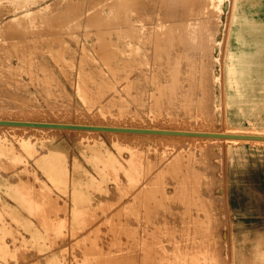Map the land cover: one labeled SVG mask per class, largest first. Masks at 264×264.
<instances>
[{
    "label": "rangeland",
    "instance_id": "1",
    "mask_svg": "<svg viewBox=\"0 0 264 264\" xmlns=\"http://www.w3.org/2000/svg\"><path fill=\"white\" fill-rule=\"evenodd\" d=\"M111 1L112 0H107V1L100 0L98 2V0H93V1L91 0L88 2V0H77V1L74 0L73 3L72 0H60V1L59 0L58 1L0 0V45H3L0 46L1 47L0 58L3 57L1 59H4L2 61L0 59V63L3 61L6 62V63H1L2 65L5 64V66L0 65V67L1 66L3 67L0 68V72L2 71L0 73L1 74L0 80L1 81L3 80L2 83L0 82L1 84L0 89L2 88L3 90V88L6 86H7L6 87L7 90L11 89L10 90L11 92L10 91L6 92L5 90H3L4 93L1 92L2 90H0V93H2L0 94L1 102L5 103L7 107L6 108L5 105L0 102V106H1L0 110L2 108V110L0 111L1 120L14 119L13 121L27 120L28 122L41 121L44 123L62 122L61 124L80 123V125H86V126L98 125L103 127L105 125H106L105 127H107L108 125L112 127H118L120 125L119 127L121 128H125V127L138 128V129L155 128L157 130H162V129L173 130V131L182 130V131H190V132H198V133L204 131L205 132L207 131L208 133H219L230 130L231 132L245 134V135L259 134L261 136H264V0H210V1L199 0L200 2L198 0H196V2L194 0H171V1L170 0L169 1L140 0L141 2L136 0H132V2H129L131 0H126V1L113 0L112 2ZM117 1H119V3L116 4ZM76 2L77 4H75ZM94 2H98L100 4ZM101 2L104 3L105 5L102 4ZM133 2L139 4L137 6H134L135 4ZM193 2L195 3L193 4ZM110 3L113 5H111ZM179 3H181L182 6ZM189 3H192L193 8L191 7L192 5ZM85 4L87 5L85 6ZM90 4L91 7L92 4H96L98 6L93 5L95 8L98 7L97 9H99L101 7L103 10L95 9V11H93L94 7L91 8L90 6H88ZM143 4L145 8L144 7L142 8ZM76 5H79V7ZM99 5L101 6L99 7ZM131 5L133 6V9H135V11L138 9L139 10L136 11V13H133L134 11L132 12L133 9ZM107 6L110 8L107 9ZM115 6L116 8H114ZM196 6L201 9L198 10ZM121 7H124L125 10L128 9L129 11L125 12L124 9L122 8L123 9L122 12ZM111 8L114 12V14L112 12L113 15L111 14L112 11L110 10ZM28 9L29 10L36 9V10L31 11V13L28 16L14 18L10 21L13 15H16L19 12ZM70 9L74 12H72ZM114 9H117L118 11ZM142 9L143 10L146 9V10L143 11ZM69 10L70 13L67 14V11ZM119 10L121 11L120 14H119ZM169 10L174 12H170ZM80 11H82V13ZM181 11L184 13L183 15ZM71 12L73 15H71ZM93 12L96 14H93ZM124 12L125 14L126 13L129 14V16L127 15L126 17H124L125 16ZM137 12H139V14ZM209 12H212L213 15ZM75 13L76 15L78 14L77 17L76 15L74 16ZM80 13L82 15H79ZM100 13L102 17L101 16L99 17ZM194 13L197 14L195 15ZM88 14L90 15V17L87 16ZM134 14H138L141 17H139L138 15L136 16ZM62 15L66 17H63ZM120 15L123 16V18H125L126 20L122 18L123 19L122 21V19L119 18ZM55 16L56 17L58 16V18H56ZM61 16L63 19H61ZM73 16L76 17V19H74ZM97 16L98 18H95ZM106 17H108L109 19ZM115 17L118 19L116 20ZM234 17L236 18L235 21H234ZM66 18H70V19L65 20ZM111 18H113L114 21L111 20ZM58 19L59 20L61 19L64 22L65 21L68 22L69 20V24L71 25L67 24L68 25L67 26L65 25L66 22L64 24L63 21L61 22V20L59 21ZM56 20L59 21V25H57L58 22ZM139 20H142L141 22L142 25L139 24L140 22ZM79 21L82 23H79ZM98 21H100L101 23ZM119 21H121L122 23ZM126 21L131 22L132 28L130 27L131 25L129 24V22H127L128 24H126ZM51 22H52V26L50 24ZM55 22H57L56 23L57 27H55L54 24ZM135 22H137L138 24ZM34 23L41 26L39 27ZM76 23H78L79 25H77ZM118 23L120 24L118 25ZM182 23H184V25ZM195 23L197 26L195 25ZM26 24L28 27H31V25L33 24L30 30L28 27H27L28 30L26 29L25 27ZM123 24L125 25L124 27ZM74 25L75 27H73ZM189 25L191 26L189 27ZM23 26L26 29L27 34L26 32H24V29L22 31ZM87 26H89L90 28L89 27L87 28ZM42 27L44 28L43 32H42ZM46 27H48L47 31H46ZM108 27L111 28L109 29ZM129 27L131 30L129 29ZM174 27L176 29H174ZM35 28H37V31H35L36 30ZM51 28L54 29L55 32L57 31L56 29H59L56 32L57 34L54 33V31L51 30ZM96 28L97 30L98 29L99 30L97 31ZM183 28H187V29L184 30ZM31 29L32 32L33 31L34 33L36 32L37 37L35 36V34L31 33ZM144 30L147 31L144 32ZM226 30H228L227 31L228 34H226ZM104 31L107 32L104 34ZM116 31L117 32L121 31V33L123 31L124 32L122 33L123 35L120 33V36H118L119 33H117ZM46 32L47 34H49V32L53 34L50 33L49 35H47ZM30 33L33 34L34 36L31 37L32 35L30 36ZM146 33H148V35ZM154 33L156 36L153 35ZM202 33L203 35L204 34L205 35L203 36ZM132 34H134V36ZM149 34H151V36ZM171 34L174 36L172 37ZM69 35H70V39H69ZM108 35L112 37L109 38ZM124 35L126 36V40L124 38L125 37ZM175 35L178 36L176 37ZM59 36H61L63 42L61 41ZM129 36H131L132 38H129ZM149 36L151 37L152 40L150 39ZM169 36L172 38H170ZM183 36L184 37L186 36L187 38L186 37L184 38ZM45 37L47 40V42L45 41V43H48L49 45L48 47L49 49H51V51H49L46 48L47 45H45L43 41ZM139 37H142V39ZM14 38L16 42L18 41V43L14 41ZM103 38L105 41L103 40ZM128 38L131 40V41L129 40L131 44L129 41H127ZM154 38L155 40H153ZM223 38L224 40L227 41L226 42L223 41ZM39 39L41 42L38 41ZM48 39L52 40V44L50 43L51 41H48ZM66 39L69 40L66 41ZM107 39H108V44L106 41ZM136 39L138 40V42ZM139 39H140V43H139ZM31 40L33 43L38 42L37 43L38 45L35 43L31 44L32 43ZM53 40L57 41L58 43L61 42V44H57L54 41V43L57 44L55 45L53 43ZM134 40H136V42ZM168 40L170 41L172 40L173 43L172 41L168 42ZM28 41L30 42L28 43ZM11 42L12 43L14 42V45L16 47ZM21 42L28 45V46L25 45L26 47L30 46L31 49L28 48L27 50L24 44L23 46L22 44H20ZM41 43L42 45H40ZM9 44L11 48L17 50L20 47L19 49L20 51H22L21 48H23L24 53L23 51L20 52L19 50L18 51L16 50V52L12 50V52H10L9 50H11V48L9 47ZM137 44L139 46H137ZM152 44L156 46L154 47V45ZM168 44H170V46ZM180 44L182 46H179ZM39 45L42 47L41 49L38 48L40 47ZM58 46L61 49H59ZM103 46L106 48L104 49ZM176 46L179 47H177V49L175 50ZM32 47H34L36 51H33L34 49ZM90 47L93 49L91 50ZM166 47L168 50L166 49ZM5 48L8 49L5 50ZM37 48L39 49V53H37L38 52ZM44 48H46V51ZM107 48L108 50L110 49L109 52L111 51L113 53L111 52L109 53ZM186 48H188L189 50L188 49L186 50ZM31 50L33 51V53L35 52L37 53L36 56L35 54L32 55L33 53H30ZM47 50L50 52L49 54L51 56L48 53L46 54V52H48ZM52 50L53 52L54 51L55 52L51 54ZM94 50L97 51V54L94 52ZM6 51H8L7 54L10 53L12 54L6 55ZM101 51L103 54L105 52L108 53H105L104 56L103 54H101ZM3 52H5V55ZM13 52L15 53V55L13 54ZM18 52H20L21 54ZM82 52L85 54L86 52L89 53V54L87 53L88 55L86 54L87 58H85V54L82 55ZM92 52L95 54H93ZM173 52H175V54L177 52V55L180 54L181 56L180 55L179 56L181 58H179ZM55 53H57L59 56L56 55ZM22 54H25V56ZM38 54L41 55L39 56ZM61 54H63V57L65 58L64 60ZM172 54L174 57L172 56ZM31 55L33 56V59L31 58L32 57ZM107 55L108 56L110 55L112 58L110 56L108 57ZM22 56L26 59L30 57L28 59L29 61L24 58H21ZM82 56H84L85 58L83 60L87 59L88 61V58H90V61H88V63L86 61H82L83 58ZM158 56L160 58H158ZM57 57H59L60 59L59 58L57 59ZM68 57L70 59L72 58L71 62L68 61L69 60ZM99 57L101 59L102 57L104 58L101 60ZM105 57L106 59H108L107 61H105L107 65L103 64ZM8 58L10 61L6 60ZM116 58L119 60H117ZM120 58L122 62H118L121 61ZM124 58L126 59L125 61ZM186 58H188L189 60ZM79 59H81V61ZM32 60L34 64L30 63V61L32 62ZM34 60H36L37 62ZM66 60L68 63L66 62ZM91 60H93L94 62L92 63ZM114 60L116 65L113 64ZM143 60L146 62H144ZM18 61L19 62L21 61L22 63H24V65H22L21 62L19 63ZM52 61L53 62L55 61L54 64ZM63 61H65L66 63ZM108 61H109V67L107 63ZM126 61L127 62L129 61V64ZM7 62H9V64ZM72 62L75 63H73L72 65ZM89 62L95 65L97 64L98 66L97 65L94 66L90 64L92 66L90 67V65H88ZM99 62L101 63L103 62L102 64L105 65L106 68L102 67L103 65L101 66V63ZM85 63L86 66L84 65ZM133 63H135V65ZM139 63L141 66L139 65ZM159 63L160 66L158 65ZM56 64H59L58 68ZM122 64H126V65H123V67L121 68ZM205 64H206V68H205ZM16 65L18 67H16ZM68 65L69 68H67ZM87 66L89 67L90 72H92L91 75L95 73L93 74L94 76H90V73L88 72L89 70L86 69L88 68ZM99 66L100 68L102 67V72L100 68H98ZM203 66L204 68H202ZM5 67L7 71L4 70ZM126 67H128L127 70L129 69L127 72L125 71ZM129 67L133 68L132 71L130 70ZM139 67H144V68L139 69ZM160 67H161V71L159 69ZM170 67L171 68L174 67L172 69L173 70L176 69V70L173 71L170 69ZM187 67L188 68L190 67L189 69L193 68V71L189 70ZM19 68L22 69L21 72L19 71ZM81 68L83 69L82 70L83 73H79L81 72L79 71L81 70ZM107 68L110 69L109 71L114 70V72L111 73H113V75L115 74L117 75L113 76L112 74L110 75V73H108L109 75L106 74L108 71ZM184 68L185 70H183ZM186 68L188 71H186ZM9 69L10 71H8ZM96 69H99L100 72L97 71ZM162 69L165 71H163ZM3 70H4V76H2ZM15 70L18 71L16 72ZM27 70H29L30 72H28ZM241 70L242 72L241 74H239ZM22 71L25 73L27 72L31 73L33 71L32 72L33 74L32 73L31 75L28 73L24 74ZM85 71L89 75L87 74L83 75ZM155 71L160 72V74H158ZM8 72H10L11 74ZM97 72L98 74L103 73V75L98 76V74H96ZM187 72H189L190 74L189 73L187 74ZM5 73L6 75L7 74L8 75L6 76ZM178 73L181 74V77L180 74ZM120 74L122 76H119ZM130 74L132 76H130ZM143 74L144 75L146 74L145 75L146 78H144ZM15 75L17 78L15 77ZM175 75H179L178 79L177 76ZM191 75L192 77L190 78L187 77ZM83 76L84 79H86L87 77L86 80L89 79L88 81H90V77H91L92 82H93L92 80L93 77H94L93 78L94 81L95 79L96 80L101 79L102 81L97 80L96 82H98L99 85L102 84L103 86L99 87L97 86L98 84L96 82L92 83L91 81L90 82L87 81L88 82L87 83L85 82V80H81ZM88 76L90 77L88 78ZM149 76L150 77L152 76V78H150ZM158 76H160V79L158 78ZM168 76L173 78L169 79ZM185 76L187 77L186 81L185 78H183ZM8 77L10 78L12 77V78L10 79ZM76 77L77 78L80 77V78L77 79ZM105 77L107 78L109 77L110 79L109 78L106 79ZM233 77L234 80L238 79L239 81V85L237 88H232L230 85L229 79H232ZM111 78L114 79L111 80ZM130 78L132 81L130 80ZM162 79H164V81ZM173 79L174 80L177 79V81L175 80L176 81L175 82ZM9 80H11V82ZM29 80L31 83L29 82ZM36 80L40 83L42 82L41 85L38 83L36 84L35 83ZM121 80L124 83L123 82L121 83ZM8 81L11 84L14 81L15 83H13V85L11 86V84ZM143 81L145 85H143ZM170 81L171 82L174 81V82L171 83ZM118 82H120L121 84ZM79 83L81 84L79 85ZM125 83H127L128 86H126ZM177 83H179L181 88H178L179 86ZM5 84L7 85L5 86ZM93 85L95 86L96 90L98 89L97 93L96 91L92 90V88L94 89ZM104 85L105 88L107 85L109 92L107 91V88L106 89L103 88ZM111 87L113 88L111 89ZM121 87L123 89H121ZM127 87H129V89L131 90L129 91V89H126L127 91L126 93L124 89ZM34 88H36V90ZM86 88L87 91L89 92L88 94L87 91L85 92ZM37 89L40 91H38ZM99 89L102 90L104 94ZM119 89H121L124 92L120 91ZM112 90H114V92L117 93L115 94L114 92L110 93V91ZM133 90L135 91L132 93ZM5 92L8 95H6ZM100 92H102L103 95L100 94ZM190 93L192 96L190 95ZM81 94L86 95V97L84 96L85 98H83L82 100H81L82 97ZM9 95H11V97ZM91 96L94 99H92ZM9 97L12 98V100H10ZM6 99H8L9 101H7ZM85 99L87 100L88 104H85L86 102ZM221 99L223 100V102ZM121 104L124 105L121 106ZM11 105L13 108L11 107ZM15 105L19 106L20 110L18 109L17 106L16 109ZM106 105L108 106L106 107ZM97 106L99 107L97 108ZM21 108L23 109L25 108V109L23 110ZM117 109L118 110L120 109L122 112L120 110L117 111ZM27 112H29L30 114ZM179 138H181V140ZM179 138L174 136L168 137L165 135L156 136V135H147V134L140 135V134H131V133L118 134L112 132L103 133V132H93V131L88 133V132L75 131V130H70V131L56 130V129L43 130L36 128L8 129L5 127H0V208L3 210L0 211L1 213L0 221L1 223H4V225L0 224L1 233H2V229L5 230L4 231L5 233L3 232L4 235L0 233L1 236L3 235L0 238L3 239L1 240L4 243L3 246L1 244L2 242L0 241L1 242L0 244L2 246V247L0 246V251L2 252L3 250H5L3 251L4 253L2 254L3 257L0 253L1 255L0 264H10V263L15 264L16 262L17 263L19 262L18 264H24L26 261L30 263L31 260L34 261L31 262V264H35V263L36 264H75L74 263L75 260H78L79 263H83L85 261V260L83 261V259L86 258H87L86 260H88L89 258L95 259V257L98 255L101 256L104 255L105 257H107V259H109L106 261V264H116V263L118 264H163V263L182 264L183 263L184 264L186 260L187 263L185 264H188L190 259L189 257H191L190 260L192 259L194 260L193 262L192 261L189 262V264L195 263L196 259L199 260V261L196 260V263L198 264H264V206L262 199L258 198L262 194L257 188L250 186V183L252 184V181L256 179L253 176L254 172H256L258 168L264 167V143L261 142L250 143L249 141H240L236 144H233L228 142H222L219 140L210 141L203 138L202 139L201 138L190 139L189 137H179ZM182 149L184 151L179 153L181 154L180 155L181 157L180 158L178 157V159L175 158L176 160L172 161L173 168L177 169L178 166L180 167L182 176L180 177L177 171L176 173H174V175L177 176V178H173L168 175H164L163 177H159V176L157 177L156 182L158 183L159 186L163 187V191H166L167 193L166 196H171L174 198L175 197L182 198L181 200L179 199L180 201H177L176 203L170 205L171 208L170 209L168 208V211H165L166 213L164 212L162 214L163 216L161 215L162 217L161 216L159 217V220L161 221V222L159 221V223L162 224L157 223L158 225L155 226V230L152 227L150 228V230L148 229L146 230V233H144V231H142L141 229L142 227L138 228V226H136V224L133 223L134 226L129 228L128 231L124 233L125 230H122L118 226L116 227V225H114L113 222L110 225L109 224L106 225L104 223L101 217H104L106 211L105 209L107 208V205H109L110 202L114 203L116 199L121 198L120 200L118 199L117 203L119 202L125 203L128 197L126 198L124 194H126L127 192L149 190L152 187V183L146 182L145 179H147L149 176L154 175L159 169L163 167L164 165L163 160L166 161L170 158L168 160L169 162L174 157H176V155L173 154V152L181 151ZM186 150L190 151V153H187ZM53 152L58 154L60 159L63 161L64 164L63 166L67 168V181L65 184L66 186L63 185L55 186L54 183L52 185L50 178L49 177L46 178V173H45L46 167H43L37 163L38 158L39 159L48 158L50 155H52ZM76 169H78V172L82 175L83 182L87 183V186L83 193L84 194L87 193L89 195L90 204L88 205L89 207L88 213L90 216V220H92L93 217H95V221L96 223H98V225L94 226L93 228L86 227L85 229L86 230L88 229L89 230L88 232L90 233L94 232L95 230L96 234L98 230L102 231L100 235H98V237L92 238L95 240L94 242L91 243L92 245L94 243L93 245L94 247H92L91 244L86 245L88 247L91 246V250L93 251L96 249L95 250L96 253L94 254L92 251L91 253L93 254H91L88 251L90 250V248L87 249L88 247L85 248L86 246H83V249L81 250L82 247L81 244L83 245L84 243L82 241L83 240L82 237L81 238L82 240L76 239L74 240L73 243H67L68 244V245L66 244L67 246L66 245L63 247L57 246L56 249L55 247H52L55 251L52 253L53 256L50 258L52 261L44 260L42 263L41 261L43 259H41L40 255L43 253V251H40L41 249L39 250L38 246L43 245L44 243L49 244L50 241L53 240V238L55 239L57 232H59L60 230L58 228L61 227V225H59V227L54 231L52 228L50 229L45 227V225L48 224V226L51 227L50 225H54V223L57 224L58 226L59 223L65 224L67 222L65 224L66 227H64L65 226L64 225L62 230L66 228L64 232L68 234L71 230L70 219L71 216H73L71 215V213L75 214L77 212L76 208H75L76 211L73 209L75 207V205L73 204L75 203H72L73 200L71 197V193L73 190V186L71 185L72 176L74 175ZM133 173L138 174L139 177L134 178ZM183 179H185L188 182V184L182 189L174 190L175 184L179 185ZM19 180L27 181L31 183L34 182L33 183L34 186H37L39 184V186H41L40 187L41 190L47 189L50 192L51 200L53 201V203L51 206H49V208L50 209L52 208L55 211V212L51 211L53 215L51 214V212L46 213V216L43 215L42 213H36V214L31 213L26 208L22 207L20 205L21 203H19L18 200H15L12 196L11 198L10 195L9 196L6 195L8 194V190L6 186L8 185L11 187L16 186ZM148 184H149V188H148ZM42 185H44V187ZM111 198L114 199L109 201V199ZM107 201H109V203ZM65 208H67V211ZM116 209L115 212L117 211ZM122 209L124 212L125 208ZM182 212L183 215L181 214ZM120 215L125 216V218L127 219L129 216L131 218H136L137 216L136 207L128 206L126 208V212L121 213L117 216ZM169 215H173V217L170 216L171 217L170 219V217H168ZM60 216H62V218ZM164 217L165 218L168 217V218L165 219ZM183 217L186 220L185 219L183 220ZM44 218L46 219V221L45 220L43 221ZM112 218H113V214L109 215L107 220L110 221V219L112 220ZM162 218H164V220ZM254 218H256V220H254ZM63 219L66 220L63 222L61 221ZM165 220L166 222L164 224ZM172 220L173 223H171ZM82 221L83 223H85L84 220ZM167 221L169 222V224L167 223ZM170 223H171V227L175 228V229L173 228L174 230L170 228ZM185 224H187L188 229L185 227L186 226ZM2 225L4 227H2ZM166 225H168L169 227H167ZM181 226H183V229L185 228L184 229L185 231L182 229ZM112 227L118 230L120 234L116 232L115 229L113 231ZM159 227H161L160 230L158 229ZM90 229H92L93 231H91ZM164 230L168 232L170 231L169 235L168 232L166 231L164 234L163 233ZM142 232L145 236H143ZM154 232L156 233V236L153 235L155 234ZM44 233L45 236L43 235ZM65 233L63 235H65ZM186 233H189L192 236ZM133 234L135 235L134 238L137 239V240L134 239L135 241L133 240ZM85 235L84 238L86 237ZM180 235H182L183 237H180ZM154 236L156 238H154ZM164 236L166 237V240ZM175 236L176 237L179 236L177 237L178 238L177 241L180 242L181 245L176 241ZM145 238L147 240L150 238L148 240L150 244ZM168 238L171 239L169 240ZM145 240L147 242H145ZM175 245H179L180 247L182 245L183 246L180 248L179 246L176 247ZM140 246L142 247L144 246L146 248L145 249L142 248L144 249L142 251L140 250L141 249ZM184 246L186 247L185 251H188V253L186 252L187 254L184 253L185 251L183 252V250H181L184 249ZM118 247L120 249H118ZM121 247L122 248L124 247L123 250ZM134 247L137 248L138 250L136 249L137 251H134L135 250ZM125 249L127 250L124 251ZM193 249H195L197 252ZM7 250L12 251V253L11 251H8L10 252L11 256H9V253H6ZM77 250H79V252L81 251L80 254H78L79 252ZM181 251L183 253H181ZM13 252H16L17 254ZM135 252L137 254H135ZM176 252L177 254L180 252V254L176 255ZM4 254L6 255V258ZM164 254L165 256H163ZM181 254H183L184 256ZM91 255L93 256L91 257ZM23 256H26L28 260L26 258H23ZM85 256L87 257L85 258ZM11 257L12 260L10 259ZM38 257L40 258L38 259ZM29 258L30 259L33 258V259L30 260ZM35 258L37 259L35 260ZM8 259L10 262H8Z\"/></svg>",
    "mask_w": 264,
    "mask_h": 264
},
{
    "label": "bare ground",
    "instance_id": "2",
    "mask_svg": "<svg viewBox=\"0 0 264 264\" xmlns=\"http://www.w3.org/2000/svg\"><path fill=\"white\" fill-rule=\"evenodd\" d=\"M52 1H58V0H52ZM60 1V0H59ZM73 1V3H74V0H72ZM77 1V0H76ZM89 1H91V0H88V2ZM93 1V0H92ZM100 0H98V2H99ZM107 1V0H106ZM113 1V0H112ZM111 1V2H112ZM115 1V0H114ZM126 1V0H125ZM136 1H140V0H136ZM151 1V0H150ZM164 1V0H163ZM166 1V0H165ZM169 1V0H168ZM171 1V0H170ZM195 2H196V0H194ZM199 1V0H198ZM210 1V0H209ZM83 2V1H82ZM87 2V1H86ZM98 2H94V3H98ZM103 2V1H102ZM101 2V3H102ZM129 2H132V0L131 1H129ZM128 2V3H129ZM141 2V1H140ZM179 2V1H178ZM195 2H193V4L195 3ZM200 2V1H199ZM50 3V2H49ZM57 3V2H56ZM59 3V2H58ZM64 3V2H63ZM117 3H119V1H117L116 2V4ZM124 3V2H123ZM134 4V6H137L139 3H135V2H133ZM150 3V2H149ZM148 3V4H149ZM162 3H164V2H162ZM161 3V4H162ZM183 3V2H182ZM215 3V2H214ZM45 4H47V3H45ZM45 4H44V6H45ZM68 4V3H67ZM75 4H77V2L75 3ZM79 4H80V2H79ZM88 4V3H87ZM87 4H85V6L87 5ZM98 4H100V3H98ZM102 4H104V3H102ZM109 4V3H108ZM107 4V5H108ZM111 4V3H110ZM142 4V3H141ZM140 4V5H141ZM151 4V3H150ZM173 4H174V1H173ZM179 4H181V3H179ZM189 4H191L192 5V3H189ZM197 4V3H196ZM195 4V5H196ZM205 4V3H204ZM207 4V3H206ZM55 5V4H54ZM60 5V4H59ZM81 5H82V3H81ZM80 5V6H81ZM96 5V4H92V7H91V4L90 5H88V6H90L91 8H93L94 6ZM105 5V4H104ZM111 5H113V4H111ZM120 5V4H119ZM119 5H118V8H119ZM146 5V4H145ZM167 5V4H166ZM214 5V4H213ZM43 6V5H42ZM61 6V5H60ZM73 6H75V5H73ZM76 6H78L79 7V5H76ZM96 6H98V5H96ZM101 5H99V7H100ZM103 6V5H102ZM122 6V5H121ZM180 6V5H179ZM181 6H182V4H181ZM56 7V6H55ZM67 7V6H66ZM69 7V6H68ZM112 7V6H111ZM128 7V6H127ZM126 7V8H127ZM130 7V6H129ZM131 7H132V9H133V6L131 5ZM139 7H141V6H139ZM144 7V4L142 5V8ZM160 7V6H159ZM172 7V6H171ZM192 8H193V5L191 6ZM197 7V6H196ZM207 7V6H206ZM11 8V7H10ZM26 8V7H25ZM57 8V7H56ZM70 8V7H69ZM68 8V9H69ZM72 8V7H71ZM75 8V7H74ZM98 7H94L93 9V11H95V9L96 10H100V9H102L101 7L99 8V9H97ZM108 8H110V7H108L107 6V9ZM114 8H116V6L114 7ZM124 9V7H121V10H122V12H123V9ZM134 8H136V7H134ZM145 8V7H144ZM154 8V7H153ZM174 8V7H173ZM181 8H183V7H181ZM198 8V7H197ZM230 8V7H229ZM20 9V8H19ZM37 9V8H36ZM36 9H28V10H24V11H21V12H19L18 14H16V15H13L12 16V18L10 19V21L12 20V19H14V18H18V17H22V16H28L30 13H31V11H33V10H36ZM40 9H41V7H40ZM80 9V8H79ZM150 9V8H149ZM155 9H156V7H155ZM189 9V8H188ZM199 9H201V8H198V10ZM71 10V9H70ZM70 10L69 11H67V14H69L70 13ZM103 10V9H102ZM110 10H112V8L110 9ZM110 10H109V12H110ZM114 10H117V9H114ZM139 10V9H138ZM138 10H136V11H138ZM143 10V9H142ZM144 10H146V9H144ZM143 10V11H144ZM175 10H176V8H175ZM185 10V9H184ZM203 10V9H202ZM18 11V10H17ZM20 11V10H19ZM59 11V10H58ZM72 11V10H71ZM86 11V10H85ZM118 11V10H117ZM124 11L125 12H127V11H129L128 9H124ZM134 11V12H133ZM136 11H135V9H133L132 10V12L133 13H136ZM157 11V10H156ZM170 11V10H169ZM186 11V10H185ZM193 11V10H192ZM207 11H209V10H207ZM55 12V11H54ZM53 12V13H54ZM66 12V11H65ZM72 12H74V11H72ZM72 12H71V15H73L72 14ZM81 13H82V11H80ZM88 12V11H87ZM104 12V11H103ZM102 12V13H103ZM112 12H113V10L111 11V14H112ZM120 10H119V14H120ZM125 12H124V17H126L127 15L129 16V14H125ZM170 12H174V11H170ZM77 13V12H76ZM76 13L74 14V16L76 15ZM79 14V15H82V14ZM90 13V12H89ZM118 13V12H117ZM131 13V12H130ZM138 14H139V12H137ZM140 13H141V11H140ZM145 13V12H144ZM143 13V14H144ZM181 13H182V15L184 14L182 11H181ZM188 13V12H187ZM198 13V12H197ZM196 13V14H197ZM203 13V12H202ZM209 13H211L212 14V12H209ZM33 14V13H32ZM55 14H57V13H55ZM93 14H96V13H94L93 12ZM104 14V13H103ZM108 14V13H107ZM111 14H110V16H111ZM113 14H114V12H113ZM112 14V15H113ZM138 14H134V15H138ZM149 14V13H148ZM154 14V13H153ZM171 14V13H170ZM195 14V13H194ZM195 14V15H196ZM206 14V13H205ZM210 14V15H211ZM61 15V14H60ZM59 15V16H60ZM78 15V14H77ZM77 15H76V17H77ZM115 15H117V14H115ZM151 15V14H150ZM150 15H149V17H150ZM203 15V14H202ZM213 15V14H212ZM32 16V15H31ZM37 16H39V15H37ZM63 17H66V16H64V15H62ZM62 16H61V19H63L62 18ZM73 16V17H74ZM87 16H89L90 17V15L88 14ZM95 16V15H94ZM101 16V13H100V15H99V17ZM139 17H141L140 15H138ZM163 16H165V15H163ZM171 16V15H170ZM176 16V15H175ZM180 16V15H179ZM187 16V15H186ZM189 16V15H188ZM199 16V15H198ZM204 16V15H203ZM208 16V15H207ZM48 17V16H47ZM56 17V16H55ZM72 17V16H71ZM76 17H74V19H76ZM79 17V16H78ZM88 17V18H89ZM92 17H93V15H92ZM91 17V18H92ZM102 17V16H101ZM105 17V16H104ZM108 17H109V15H108ZM108 17H106V18H108ZM119 17V16H118ZM134 17V16H133ZM143 17H145V16H143ZM182 17V16H181ZM193 17V16H192ZM202 17V16H201ZM209 17V16H208ZM35 18V17H34ZM56 18H58V16L56 17ZM60 18V17H59ZM95 18H98V16L97 17H95ZM113 18H114V16H113ZM113 18H111V20H113ZM116 18V17H115ZM119 18H123V16H121L120 15V17ZM130 18V17H129ZM148 18V17H147ZM194 18V17H193ZM192 18V19H193ZM198 18V17H197ZM196 18V19H197ZM204 18V17H203ZM238 18V17H237ZM41 19V18H40ZM60 19V20H61ZM67 19H70V18H66L65 20H67ZM73 19V20H74ZM109 19V18H108ZM118 18H116V20H117ZM120 19V20H121ZM124 20H126L125 18H123ZM123 19H122V21H123ZM141 19V18H140ZM146 19V18H145ZM144 19V20H145ZM235 17H234V21H235ZM7 20V19H6ZM55 20V19H54ZM59 20V19H58ZM58 20H56L57 22H55L54 24H55V27H57L56 26V23H57V25H59V21ZM72 20V19H71ZM105 20V19H104ZM111 20H110V22H111ZM128 20V19H127ZM136 20V19H135ZM138 20V19H137ZM147 20V19H146ZM150 20V19H149ZM156 20V19H155ZM177 20H178V18H177ZM198 20V19H197ZM200 20V19H199ZM207 20V19H206ZM205 20V21H206ZM209 20V19H208ZM35 21V20H34ZM38 21V20H37ZM52 21V20H51ZM63 20H61V22H62ZM87 21V20H86ZM100 21H101V19H100ZM100 21H98V22H100ZM114 21V20H113ZM112 21V22H113ZM130 21V20H129ZM129 21H126V24H128L127 22H129ZM134 21V20H133ZM140 22H139V24H141V22H142V20H139ZM159 21V20H158ZM162 21V20H161ZM168 21V20H167ZM170 21V20H169ZM172 21V20H171ZM194 21V20H193ZM204 21V20H203ZM212 21V20H211ZM211 21H210V23H211ZM15 22H17V21H15ZM64 22V21H63ZM66 22V21H65ZM65 22H64V24H65ZM85 22V21H84ZM119 22H121V21H119ZM125 22V21H124ZM209 22V21H208ZM207 22V23H208ZM214 22V21H213ZM212 22V23H213ZM45 23V22H44ZM79 23H82V22H80L79 21ZM86 23V22H85ZM84 23V24H85ZM89 23V22H88ZM88 23H87V25H88ZM93 23V22H92ZM91 23V24H92ZM101 23V22H100ZM122 23V22H121ZM135 23H137V22H135ZM170 23V22H169ZM200 23H202V22H200ZM215 23V22H214ZM35 24V23H34ZM39 24V23H38ZM40 24H42V23H40ZM51 24V26H52V22L50 23ZM49 24V25H50ZM71 25V24H69V20H68V22H66V24L65 25ZM74 24V23H73ZM77 25H79L78 23H76ZM75 24V25H76ZM84 24H83V26H84ZM120 23H118V25H119ZM129 24L131 25V22H129ZM138 24V23H137ZM171 24V23H170ZM174 24V23H173ZM176 24H178V23H176ZM183 25H184V23H182ZM193 24H194V22H193ZM198 24H199V21H198ZM24 25V24H23ZM33 25V24H32ZM32 25H31V27H32ZM35 25H37V24H35ZM47 25V24H46ZM45 25V26H46ZM48 25V26H49ZM67 25V26H68ZM75 25L73 26V27H75ZM76 25V26H77ZM142 25V24H141ZM175 25V24H174ZM187 25V24H186ZM195 25H196V23H195ZM210 25V24H209ZM208 25V26H209ZM215 25V24H214ZM37 26H39V25H37ZM37 26H34V27H37ZM41 26V25H40ZM39 26V27H40ZM67 26H66V28H67ZM81 26V25H80ZM102 26V25H101ZM107 26H110V25H107ZM120 26H122V25H120ZM125 25L123 24V27H124ZM127 26V25H126ZM129 26V25H128ZM134 26V25H133ZM191 25H189V27H190ZM197 26V25H196ZM26 29H27V24H26ZM31 27H28L29 28V30H30V28ZM33 27V28H34ZM44 27V26H43ZM42 27V32H43V29L45 28H43ZM50 27V26H49ZM59 27V26H58ZM63 27V26H62ZM89 26H87V28H88ZM92 27H94V26H92ZM105 27H106V25H105ZM105 27H104V30H105ZM131 28H132V25L130 26ZM130 27H129V29H130ZM139 27V26H138ZM142 27V26H141ZM143 27H144V25H143ZM183 27V26H182ZM186 27V26H185ZM193 27V26H192ZM15 28V27H14ZM47 28L48 27H46V31H47ZM54 28V27H53ZM64 28V27H63ZM62 28V29H63ZM77 28V27H76ZM90 28V27H89ZM109 28V27H108ZM111 28V27H110ZM109 28V29H110ZM117 28V27H116ZM135 28V27H134ZM204 28V27H203ZM227 28V27H226ZM225 28V29H226ZM23 29H24V32H26V29L24 28V26L22 27V31H23ZM36 30L35 31H37V28H35ZM84 29H86V28H84ZM113 29H115V28H113ZM145 29H146V26H145ZM174 29H176L175 27H174ZM184 30L185 29H187V28H183ZM18 30H20V29H18ZM28 30V29H27ZM34 30V29H33ZM51 30H53L54 31V29H52L51 28ZM57 31L59 30V29H56ZM88 30V29H87ZM96 30H97V28H96ZM99 30V29H98ZM97 30V31H98ZM107 30V29H106ZM131 30V29H130ZM171 30V29H170ZM201 30V29H200ZM11 31V30H10ZM38 31H41V30H38ZM56 31V32H57ZM62 31V30H61ZM76 31V30H75ZM90 31V30H89ZM93 31V30H92ZM108 31V30H107ZM106 31V32H107ZM115 31V30H114ZM132 31H135V30H132ZM142 31V30H141ZM145 31H147V30H144V32ZM150 31V30H149ZM148 31V32H149ZM173 31V30H172ZM181 31H182V29H181ZM191 31V30H190ZM194 31V30H193ZM197 31V30H196ZM227 31L228 30H226V34H228L227 33ZM12 32H13V30H12ZM11 32V33H12ZM15 32V31H14ZM30 32V31H29ZM55 31H54V33H56ZM65 32V31H64ZM80 32V31H79ZM96 32V31H95ZM105 31H104V34L106 33ZM109 32H110V30H109ZM108 32V33H109ZM117 32V31H116ZM116 32H115V35H116ZM124 32V31H123ZM122 32V33H123ZM130 32V31H129ZM151 32V31H150ZM170 32V31H169ZM179 32V31H178ZM206 32H208V31H206ZM7 33V32H6ZM21 33V32H20ZM31 33H33V34H35V36H36V32L34 33V31L32 32V29H31ZM30 33V36L31 37H33L34 35L33 34H31ZM41 33V32H40ZM51 32H49V34H50ZM66 33V32H65ZM85 33V32H84ZM99 33V32H98ZM101 33V32H100ZM111 33H112V31H111ZM117 33H119L118 34V36H120V33H121V31H118ZM121 33V34H122ZM134 33V32H133ZM174 33V32H173ZM190 33H192V32H190ZM198 33V32H197ZM225 33V32H224ZM25 34V33H24ZM26 34H27V32H26ZM42 34V33H41ZM45 34V33H44ZM46 34H47V32H46ZM45 34V35H46ZM49 34H47V35H49ZM51 34H53V33H51ZM57 34V33H56ZM72 34V33H71ZM97 34V33H96ZM96 34H94V35H96ZM128 34V33H127ZM131 34V33H130ZM129 34V35H130ZM138 34H139V32H138ZM147 35H148V33H146ZM181 34V33H180ZM184 34V33H183ZM17 35H19V34H17ZM40 35V34H39ZM45 35H43V36H45ZM46 35V36H47ZM99 35V34H98ZM103 35V34H102ZM114 35V34H113ZM123 35V34H122ZM133 36H134V34H132ZM137 35V34H136ZM142 35H143V32H142ZM147 35H146V38H147ZM150 36H151V34H149ZM153 35H155V33L153 34ZM165 35H167V34H165ZM169 35V34H168ZM172 35V34H171ZM179 35V34H178ZM177 35V36H178ZM202 35H203V33H202ZM205 35V34H204ZM203 35V36H204ZM27 36V35H26ZM51 36V35H50ZM49 36V37H50ZM55 36V35H54ZM73 36V35H72ZM71 36V37H72ZM109 36V35H108ZM125 36V35H124ZM140 36H141V34H140ZM145 36V35H144ZM149 36V37H150ZM156 36V35H155ZM174 35H172V37H173ZM176 36V35H175ZM176 36V37H177ZM193 36H195V35H193ZM10 37V36H9ZM16 37H18V36H16ZM37 37V36H36ZM53 37V36H52ZM112 37V36H111ZM110 36H109V38H111ZM170 37V36H169ZM172 37H170V38H172ZM175 37V38H176ZM184 37V36H183ZM186 37V36H185ZM184 37V38H185ZM201 37V36H200ZM38 38H39V36H38ZM44 38V37H43ZM54 38V37H53ZM52 38V39H53ZM59 38L61 39V36H59ZM64 38V37H63ZM66 38H68V37H66ZM97 38H98V36H97ZM117 38V37H116ZM122 38V37H121ZM125 38V40H126V36L124 37ZM129 38H132L131 36H129ZM128 38V40L127 41H129L130 39ZM136 38V37H135ZM138 38V37H137ZM139 38H141L142 39V37H139ZM144 38V37H143ZM153 38V37H152ZM156 38V37H155ZM155 38L153 39V40H155ZM187 38V37H186ZM189 38V37H188ZM194 38V37H193ZM197 38V37H196ZM203 38V37H202ZM227 38V37H226ZM20 39V38H19ZM23 39V38H22ZM51 39V38H50ZM55 39V38H54ZM69 39H70V35H69ZM69 39H66V41H68ZM74 39H76V38H74ZM100 39V38H99ZM98 39V40H99ZM119 39V38H118ZM150 39H151V37H150ZM167 39H168V37H167ZM174 39V38H173ZM183 39V38H182ZM195 39V38H194ZM8 40V39H7ZM42 40V39H41ZM56 40V39H55ZM55 40H53V43H54V41ZM72 40V39H71ZM94 40V39H93ZM103 40H104V38H103ZM137 40V39H136ZM136 40H134L135 42H136ZM152 40V39H151ZM191 40V39H190ZM201 40V39H200ZM14 41L16 42V40H15V38H14ZM37 41V40H36ZM38 41H40V39L38 40ZM43 41H44V43H45V41L47 42V40H46V37H45V39H43ZM48 41H51L50 43L52 44V40H49L48 39ZM57 41H58V38H57ZM57 41H55V43H57V44H61V42L60 43H58ZM60 41V40H59ZM61 41L63 42V40L61 39ZM100 41V40H99ZM102 41V40H101ZM105 41V40H104ZM107 41V44H108V39L106 40ZM126 41V42H127ZM131 41V40H130ZM129 41V42H130ZM170 40H168V42H169ZM172 41V40H171ZM170 41V42H171ZM176 41V40H175ZM181 41V40H180ZM179 41V42H180ZM187 41H188V39H187ZM209 41V40H208ZM223 41H227V40H224V38H223ZM25 42V41H24ZM30 41H28V43H29ZM31 42H32V40H31ZM41 42V41H40ZM137 42H138V40H137ZM142 42V41H141ZM143 42H144V40H143ZM148 42V41H147ZM146 42V43H147ZM149 42H150V40H149ZM152 42V41H151ZM154 42V41H153ZM167 42V43H168ZM184 42V41H183ZM201 42V41H200ZM207 42V41H206ZM12 43V42H11ZM10 43V44H11ZM16 43H18V41L16 42ZM27 43V44H28ZM35 44H37L38 42H34ZM33 42L31 43V44H34ZM44 43H43V46H44ZM54 43V44H55ZM101 43H103V42H101ZM122 43H123V41H122ZM139 43H140V39H139ZM155 43V42H154ZM172 43H173V41H172ZM175 43V42H174ZM178 43V42H177ZM188 43V42H187ZM209 43H211V42H209ZM10 44H9V47H10ZM13 45H14V42L12 43ZM11 44V45H12ZM20 44H22V46H23V44H24V46L26 45L25 43H20ZM50 44V45H51ZM57 44H55V45H57ZM109 44H110V42H109ZM116 44V43H115ZM118 44V43H117ZM124 44H125V42H124ZM127 44V43H126ZM130 44H131V42H130ZM151 44V43H150ZM164 44V43H163ZM162 44V45H163ZM171 44V43H170ZM170 44H168L169 46H170ZM222 44H223V42H222ZM17 45V44H16ZM19 45V44H18ZM38 45V44H37ZM40 45H42V43L40 44ZM39 45V46H40ZM45 45H47V49L49 50V51H51V49H49V45H48V43H45ZM93 45V44H92ZM91 45V46H92ZM112 45H114V44H112ZM111 45V46H112ZM142 45H143V43H142ZM152 45H154V44H152ZM167 45V46H168ZM190 45V44H189ZM207 45V44H206ZM209 45V44H208ZM211 45V44H210ZM0 46H3V45H0ZM15 46V45H14ZM13 46V47H14ZM21 46V45H20ZM21 46V47H22ZM26 46H28V45H26ZM25 46V47H26ZM32 46V45H31ZM33 46H35V45H33ZM52 46V45H51ZM62 46V45H61ZM94 46V45H93ZM92 46V47H93ZM106 46V45H105ZM137 46H139L138 44H137ZM141 46V45H140ZM156 45H154V47H155ZM179 46H182L181 44L179 45ZM179 46H176V48H175V50L177 49V47H179ZM191 46V45H190ZM194 46V45H193ZM5 47V46H4ZM16 47V46H15ZM37 47V46H36ZM59 47V46H58ZM96 47V46H95ZM94 47V48H95ZM101 47V46H100ZM104 47V46H103ZM107 47V46H106ZM106 47H104V49L106 48ZM131 47H132V45H131ZM130 47V48H131ZM149 47V46H148ZM153 47V48H154ZM164 47V46H163ZM1 48V47H0ZM3 48V47H2ZM11 48V47H10ZM27 48V50H28V48H30V46L29 47H26ZM33 49H34V47H32ZM38 48H42L41 46L40 47H38ZM37 48V49H38ZM46 48H44L45 49V51H46ZM91 48V47H90ZM97 48V47H96ZM95 48V49H96ZM102 48V47H101ZM100 48V49H101ZM113 48H114V46H113ZM142 48V47H141ZM153 48H152V50H153ZM223 48V47H222ZM225 48V47H224ZM4 49V48H3ZM8 48H5V50H7ZM19 49H20V47H19ZM18 49V50H19ZM31 49V48H30ZM29 49V50H30ZM32 49V50H33ZM59 49H61L60 47H59ZM58 49V50H59ZM93 48H91V50H92ZM99 49V48H98ZM112 49V48H111ZM117 49V48H116ZM115 49V50H116ZM144 49H145V47H144ZM166 49H167V47H166ZM170 49V48H169ZM174 49V48H173ZM172 49V50H173ZM188 48H186V50H187ZM194 49V48H193ZM12 50L13 51H15L16 52V50L17 49H14V48H11V50H9L10 52H12ZM17 50V51H18ZM21 50L23 51V48H21ZM31 50V51H32ZM47 50V51H48ZM63 50V49H62ZM84 50V49H83ZM97 50V49H96ZM107 50H108V48H107ZM110 50V49H109ZM109 50H108V52H109ZM120 50V49H119ZM123 50V49H122ZM132 50V49H131ZM130 50V51H131ZM161 50V49H160ZM159 50V51H160ZM168 50V49H167ZM174 50V51H175ZM185 50V51H186ZM189 50V49H188ZM223 50V49H222ZM2 51V50H1ZM20 51V50H19ZM22 51H20V52H22ZM26 51V50H25ZM30 51V53H33V51H36V49H34L32 52ZM38 52L37 53H39V49L37 50ZM41 51V50H40ZM46 52V54L48 53H50V52ZM66 51V50H65ZM82 51V50H81ZM129 51V50H128ZM128 51H127V53H128ZM193 51V50H192ZM191 51V52H192ZM224 51V50H223ZM7 52L8 51H6V55H10V54H12V53H10V54H7ZM20 52H18V53H20ZM43 52V51H42ZM42 52H41V54H42ZM55 52V51H54ZM53 52V50H52V52H51V54L52 53H54ZM56 52H57V50H56ZM60 52V51H59ZM58 52V53H59ZM64 52V51H63ZM94 52L97 54V51H95L94 50ZM103 52H104V50H103ZM108 52H105V53H108ZM111 52V51H110ZM109 52V53H110ZM139 52V51H138ZM154 52V51H153ZM166 52V51H165ZM164 52V53H165ZM187 52V51H186ZM4 53V55H5V52H3ZM2 53V54H3ZM23 53H24V51H23ZM27 53H29V52H27ZM27 53H26V55H27ZM36 52L35 53H33L32 55H34L35 54V56H36V54H37ZM88 52H86V54H87ZM93 53V52H92ZM95 53H93V54H95ZM100 53V52H99ZM104 53V54H105ZM111 53H113V52H111ZM117 53V52H116ZM119 53V52H118ZM120 53H122V52H120ZM133 53V52H132ZM131 53V54H132ZM140 53V52H139ZM147 53V52H146ZM151 53V52H150ZM156 53V52H155ZM163 53V52H162ZM174 54H175V52H173ZM180 53V52H179ZM230 53V52H229ZM0 54H1V52H0ZM13 54L15 55V53L13 52ZM21 54V53H20ZM41 54H38L39 56L41 55ZM56 55H58L57 53H55ZM55 54H53V55H55ZM64 54V53H63ZM63 54H61L62 55V58H63V60L65 59L64 57H63ZM85 53H83L82 52V55H84ZM86 54H85V58H87V56H86ZM89 54V53H88ZM87 54V55H88ZM101 54H103L102 53V51H101ZM103 54V55H104ZM194 54V53H193ZM22 55H24L25 56V54H22ZM30 55V54H29ZM31 55V56H32ZM50 55V54H49ZM69 55V54H68ZM68 55H66V56H68ZM80 55H81V53H80ZM102 55V56H103ZM111 55V54H110ZM109 55V56H110ZM114 55V54H113ZM120 55V54H119ZM153 55V54H152ZM157 55H158V53H157ZM175 55H177V52H176V54ZM180 54H178L177 56L179 57V58H181L180 56H179ZM192 55V54H191ZM13 56V55H12ZM51 56V55H50ZM59 56V55H58ZM96 56H98V55H96ZM105 56V55H104ZM108 56V55H107ZM106 56V57H107ZM108 56V57H109ZM162 56H163V54H162ZM168 56H169V54H168ZM172 56H173V54H172ZM176 56V57H177ZM193 56V55H192ZM6 57V56H5ZM8 57V56H7ZM15 57V56H14ZM38 57V56H37ZM53 57V56H52ZM80 57V56H79ZM83 58H82V61H86L87 63H88V61H90V58H88V61H87V59L86 60H83V59H85L84 58V56H82ZM88 57H90V56H88ZM106 57H105V59H106ZM107 57V58H108ZM111 57V56H110ZM115 57V56H114ZM120 57V56H119ZM133 57V56H132ZM148 57V56H147ZM167 57V56H166ZM171 57V56H170ZM174 57V56H173ZM176 57H175V59H176ZM1 58H3V57H1ZM0 58V59H1ZM16 58V57H15ZM20 58V57H19ZM21 58H24L23 56L21 57ZM27 58H28V56H27ZM30 58V57H29ZM28 58V59H29ZM32 59H33V56L31 57ZM54 58H56V57H54ZM59 57H57V59H58ZM69 58V57H68ZM81 58V57H80ZM97 58V57H96ZM100 58V57H99ZM98 58V59H99ZM104 57H102V59H103ZM112 58V57H111ZM122 58V57H121ZM121 58H120V60H121ZM134 58V57H133ZM155 58H156V56H155ZM158 58H160L159 56H158ZM224 58V57H223ZM24 59H26V58H24ZM28 59H26V60H28ZM39 59V58H38ZM60 59V58H59ZM72 59V58H71ZM71 59L69 58V60L68 61H70L71 62ZM95 59V58H94ZM93 59V60H94ZM97 59V60H98ZM101 59V58H100ZM99 59V60H100ZM101 59V60H102ZM104 59V63L103 64H105V65H107L106 64V62L105 61H107L108 59H106L105 60ZM110 59V58H109ZM114 59V58H113ZM117 59V58H116ZM115 59V60H116ZM132 59V58H131ZM136 59V58H135ZM172 59V58H171ZM185 59V58H184ZM186 59H188V58H186ZM2 60H4V59H1V61ZM6 60H9V58L8 59H6ZM12 60V59H11ZM31 60V59H30ZM52 60V59H51ZM56 60V59H55ZM76 60V59H75ZM80 61H81V59H79ZM93 60H91V62L93 63L94 61ZM115 60H114V63L113 64H115ZM117 60H119V59H117ZM126 59L124 58V61H125ZM129 60V59H128ZM154 60V59H153ZM169 60V59H168ZM173 60V59H172ZM180 60V59H179ZM178 60V61H179ZM189 60V59H188ZM191 60V59H190ZM10 61V60H9ZM29 61V60H28ZM34 61H36V60H34ZM59 61V60H58ZM57 61V62H58ZM73 61V60H72ZM96 61V60H95ZM110 61V60H109ZM109 61L107 62L108 63V67H109ZM135 61V60H134ZM137 61H138V58H137ZM140 61V60H139ZM144 61V60H143ZM143 61H142V63H143ZM148 61V60H147ZM175 61V60H174ZM183 61V60H182ZM19 62V61H18ZM21 62V61H20ZM19 62V63H20ZM24 62H25V60H24ZM27 62V61H26ZM37 62V61H36ZM35 62V63H36ZM39 62H40V60H39ZM53 62V61H52ZM55 62V61H54ZM54 62H53V64H54ZM63 62H65V61H63ZM66 62H67V60H66ZM65 62V63H66ZM91 62H89V64L88 65H90V64H92ZM97 62V61H96ZM111 62H113V61H111ZM118 62H122V60L121 61H118ZM127 62V61H126ZM144 62H146V61H144ZM151 62V61H150ZM180 62V61H179ZM178 62V63H179ZM189 62V61H188ZM202 62V61H201ZM222 62H223V59H222ZM1 63H6V62H1ZM0 63V65H2ZM8 64H9V62H7ZM30 63H33V60H32V62L30 61ZM29 63V64H30ZM68 63V62H67ZM73 63H75V62H72V65H73ZM99 63H101V62H99ZM101 63V66L103 65ZM128 64H129V61L127 62ZM170 63V62H169ZM168 63V64H169ZM175 63V62H174ZM177 63V62H176ZM182 63V62H181ZM190 63V62H189ZM21 64L22 65H24V63H22L21 62ZM28 64V63H27ZM34 64V63H33ZM70 64V63H69ZM77 64H78V62H77ZM81 64H82V62H81ZM112 64V65H113ZM134 65H135V63H133ZM147 64V63H146ZM172 64V63H171ZM185 64V63H184ZM203 64V63H202ZM202 64H201V66H202ZM4 66H5V64H3ZM2 65V66H3ZM38 65V64H37ZM57 65V68L59 67V64H56ZM64 65V64H63ZM85 66H86V63L84 64ZM92 65H94V66H96L95 64H92ZM105 65H103L102 67H105ZM111 65V66H112ZM116 65V64H115ZM123 65H126V64H122L121 65V68L123 67ZM139 65H140V63H139ZM148 65V64H147ZM159 66H160V63L158 64ZM167 65V64H166ZM165 65V66H166ZM175 65V64H174ZM178 65V64H177ZM186 65H187V63H186ZM186 65H184V66H186ZM1 66V67H2ZM26 66H28V65H26ZM32 66V65H31ZM34 66V65H33ZM98 66V65H97ZM141 66V65H140ZM144 66V65H143ZM162 66V65H161ZM176 66V65H175ZM179 66V65H178ZM178 66H177V68H178ZM181 66H183V65H181ZM0 67V68H1ZM7 67V66H6ZM6 67H5V69L4 70H6ZM16 67H18L17 65H16ZM24 67V66H23ZM62 67V66H61ZM82 67V66H81ZM88 67V66H87ZM90 67H92L91 65H90ZM102 67L100 68V66L98 67V68H100V70H101V72H102ZM114 67V66H113ZM132 67V66H131ZM169 67V66H168ZM3 68V67H2ZM32 68H34V67H32ZM56 68V69H57ZM65 68H66V65H65ZM67 68H69V65H68V67ZM76 68H77V66H76ZM106 68V67H105ZM111 68V67H110ZM119 68V67H118ZM127 68L128 67H126V72L129 70H127ZM130 68V67H129ZM133 68H134V66H133ZM133 68H130V70L132 71V69ZM137 68H138V66H137ZM140 68H144V67H139V69ZM157 68V67H156ZM165 68V67H164ZM172 68H174V67H172ZM171 67H170V69L171 70H173ZM188 68V67H187ZM187 68H186V71H188L187 70ZM190 68V67H189ZM188 68V69H189ZM202 68H204V66L202 67ZM205 68H206V64H205ZM8 69V68H7ZM17 69V68H16ZM79 69V68H78ZM85 69V68H84ZM87 70H89V67L88 68H86ZM92 69H94V68H92ZM108 69V71L110 70L109 68H107ZM115 69V68H114ZM136 69V68H135ZM138 69V70H139ZM160 69V71H161V67L159 68ZM4 70H3V75L2 76H4ZM21 70L22 69H20L19 68V71L21 72ZM32 70V69H31ZM67 70V69H66ZM77 70V69H76ZM83 69L81 68V70H79V71H81V72H79V73H83V71H82ZM97 71H99V69H96ZM104 70H106V69H104ZM113 70V69H112ZM116 70V69H115ZM124 70V69H123ZM156 70V69H155ZM158 70V69H157ZM163 70V69H162ZM167 70V69H166ZM169 70V69H168ZM170 70V71H171ZM176 70V69H175ZM175 70H173V71H175ZM179 70V69H178ZM183 70H185V68L183 69ZM189 70H191V71H193V68L192 69H189ZM7 71V70H6ZM8 71H10V69L8 70ZM16 71V70H15ZM18 71V70H17ZM16 71V72H17ZM24 71V70H23ZM22 71V72H23ZM26 71V70H25ZM28 72H30L29 70H27ZM91 71H93V70H91ZM95 71V70H94ZM107 71V73L106 74H108V73H110V75L112 74L113 75V73H111V72H114V70L113 71H109L108 72ZM120 71V70H119ZM119 71H118V73H119ZM134 71V70H133ZM163 71H165V70H163ZM180 71H182V70H180ZM2 72V71H1ZM0 72V73H1ZM27 72V73H28ZM33 72V71H32ZM31 72V73H32ZM77 72V71H76ZM89 73H90V76H94L93 74H95V73H93L92 75H91V73L92 72H90V70L88 71ZM100 72V71H99ZM144 72V71H143ZM155 72H157L158 74H160V72H158V71H155ZM190 72V71H189ZM189 72H187V74L189 73ZM199 72V71H198ZM241 72H242V70L240 71V73L239 74H241ZM7 73V72H6ZM6 73H5V75H6ZM8 73H10V72H8ZM24 74H27V73H25V72H23ZM31 73H28V74H30L31 75ZM78 73V72H77ZM76 73V74H77ZM121 73V72H120ZM122 73H123V71H122ZM121 73V74H122ZM125 73V72H124ZM168 73V72H167ZM181 73H183V72H181ZM11 74V73H10ZM13 74H14V72H13ZM12 74V75H13ZM16 74V73H15ZM33 74V73H32ZM85 74H87V75H89L88 73H86V71H85V73L83 74V75H85ZM96 74H98V72L96 73ZM115 74V73H114ZM119 75V76H122V75ZM134 74V73H133ZM162 74V73H161ZM175 74H176V72H175ZM178 74H180V73H178ZM186 74V73H185ZM190 74V73H189ZM1 75V74H0ZM8 75V74H7ZM6 75V76H7ZM99 75H103V73L101 74H98V76ZM109 75V74H108ZM115 75H117V74H115ZM115 75H113V76H115ZM127 75V74H126ZM137 75V74H136ZM146 75V74H145ZM145 75L143 74V76H144V78H146L145 77ZM167 75V74H166ZM173 75V74H172ZM171 75V76H172ZM5 76V77H6ZM10 76V75H9ZM27 76V75H26ZM79 76V75H78ZM90 76H88V78L90 77ZM97 76V75H96ZM95 76V77H96ZM100 76V77H101ZM118 76V77H119ZM130 76H132L131 74H130ZM154 76V75H153ZM156 76V75H155ZM161 76V75H160ZM160 76H158V78L160 79ZM174 76V75H173ZM175 76H177V79H178V76L179 75H175ZM1 77V76H0ZM15 77H16V75H15ZM28 77V76H27ZM86 77V76H85ZM104 77V76H103ZM112 77V76H111ZM150 77V76H149ZM169 77V76H168ZM180 77H181V74H180ZM187 77H192V75L191 76H187ZM187 77L185 76V77H183V78H185V81H186V79H187ZM8 78H10V77H8ZM7 78V79H8ZM12 78V77H11ZM10 78V79H11ZM17 78V77H16ZM18 78H19V76H18ZM77 78V77H76ZM80 78V77H79ZM79 78H77V79H79ZM94 78V77H93ZM92 78V80H93V82H96L97 80L95 79V81H94V79ZM106 79H108L107 77H105ZM115 78V77H114ZM114 78H111V80H113ZM132 78V77H131ZM131 78H130V80H131ZM138 78V77H137ZM150 78H152V76L150 77ZM154 78H156V77H154ZM162 78V77H161ZM164 78V77H163ZM171 77H169V79H170ZM173 78V77H172ZM171 78V79H172ZM28 79V78H27ZM86 79H87V77H86ZM86 79H84V76H83V78L81 79V80H85V82H87L88 80H86ZM102 79H104V78H102ZM110 79V78H109ZM118 79V78H117ZM116 79V80H117ZM121 79V78H120ZM129 79V78H128ZM128 79H126V80H128ZM135 79H136V76H135ZM177 79H175L176 81H177ZM6 80V79H5ZM14 80H16V79H14ZM34 80V79H33ZM101 79H99L98 81H100ZM115 80V81H116ZM125 80V79H124ZM129 80V81H130ZM146 80H148V79H146ZM163 81H164V79H162ZM161 80V81H162ZM166 80V79H165ZM174 80V79H173ZM174 80V81H175ZM181 80V79H180ZM3 81V80H2ZM2 81L0 80V82L2 83ZM10 82H11V80H9ZM8 81V82H9ZM20 81V80H19ZM79 81V80H78ZM78 81H76V82H78ZM90 81H91V77H90ZM90 81H88V82H90ZM102 81V80H101ZM107 81V80H106ZM120 81V80H119ZM132 81V80H131ZM151 81V80H150ZM150 81H149V83H150ZM155 81H156V79H155ZM160 81V82H161ZM168 81V80H167ZM173 81V82H174ZM175 81V82H176ZM7 82V81H6ZM9 82V83H10ZM21 82V81H20ZM29 82H30V80H29ZM87 82V83H88ZM92 82V81H91ZM92 82V83H93ZM109 82V81H108ZM113 82V81H112ZM123 81L121 80V83H122ZM134 82V81H133ZM133 82H132V85H133ZM159 82V81H158ZM171 82V81H170ZM173 82H171V83H173ZM229 82H230V85H231V87L232 88H237L238 87V85H239V81H238V79H235L234 80V77L232 78V79H229ZM4 83V82H3ZM13 83H15V81L13 82ZM13 83L11 84V86L13 85ZM19 83V82H18ZM31 83V82H30ZM36 84L38 83V84H40L41 85V83L40 82H38L37 80H36V82H35ZM44 83V82H43ZM98 85L97 86H99V87H101V86H103L102 84L101 85H99V83L98 82H96ZM101 83V82H100ZM103 83H104V81H103ZM117 83V82H116ZM118 83H120V82H118ZM120 83V84H121ZM124 83V82H123ZM155 83V82H154ZM22 84V83H21ZM76 84V83H75ZM81 83H79V85H80ZM107 84V83H106ZM110 84V83H109ZM119 84V85H120ZM131 84V83H130ZM140 84V83H139ZM138 84V85H139ZM175 84V83H174ZM178 84V88H181L180 87V85H179V83H177ZM176 84V85H177ZM1 85V84H0ZM7 84H5V86H6ZM17 85V84H16ZM20 85V84H19ZM83 85V84H82ZM114 85V84H113ZM125 85L126 86H128L127 85V83H125ZM125 85H124V87H125ZM141 85V84H140ZM143 85H145L144 84V81H143ZM152 85V84H151ZM156 85V84H155ZM163 85H164V83H163ZM166 85V84H165ZM172 85V84H171ZM170 85V86H171ZM175 85V86H176ZM223 85V84H222ZM15 86V85H14ZM18 86V85H17ZM42 86H43V84H42ZM111 86H112V83H111ZM116 86V85H115ZM117 86H118V84H117ZM122 86V85H121ZM130 86V85H129ZM142 86V85H141ZM174 86V87H175ZM1 87V86H0ZM7 87V86H6ZM6 87H4L3 88V90H5L6 92L7 91H10L11 89V87L9 88L10 90H7V88ZM38 87V86H37ZM93 87H94V89L92 88V90L93 91H96V93H97V90H96V88H95V86L93 85ZM99 87H97V88H99ZM109 87V86H108ZM120 87V86H119ZM165 87V86H164ZM173 87V86H172ZM6 88V89H5ZM39 88V87H38ZM76 88H77V85H76ZM78 88H80V87H78ZM104 89H106L107 88V85H106V88H105V85H104V87H103ZM113 87H111V89H112ZM118 88V87H117ZM171 88V87H170ZM35 90H36V88H34ZM45 89V88H44ZM100 89H102V88H100ZM99 89V90H100ZM103 89V90H104ZM114 89H116V88H114ZM121 89H123L122 87H121ZM121 89H119L120 91H122ZM126 89H129V87H127V88H125L124 89V91H126ZM140 89V88H139ZM138 89V90H139ZM173 89V88H172ZM0 90H2V88L0 89ZM3 90L1 91V92H3ZM38 90V89H37ZM78 90V89H77ZM110 90V89H109ZM131 89H129V91H130ZM154 90V89H153ZM179 90V89H178ZM181 90V89H180ZM38 91H40V90H38ZM80 91H81V89H80ZM82 91H83V89H82ZM87 91V88H86V90H85V92ZM100 91H102V90H100ZM105 91V90H104ZM107 91H108V88H107ZM124 91H122V92H124ZM135 90H133L132 91V93L134 92ZM5 92V93H6ZM11 92V91H10ZM78 92V91H77ZM103 92V91H102ZM102 92H100V94H102ZM109 92V91H108ZM113 93L114 92V90H112V91H110V93ZM147 92V91H146ZM153 92H155V91H153ZM4 93V92H3ZM89 92L87 91V94H88ZM91 93H93V92H91ZM90 93V94H91ZM109 93V94H110ZM115 93H117V92H114V94ZM119 93V92H118ZM121 93V92H120ZM126 93H127V91H126ZM0 94H2V93H0ZM79 94V93H78ZM103 94H104V92H103ZM102 94V95H103ZM108 94V95H109ZM122 94V93H121ZM130 94V93H129ZM140 94V93H139ZM188 94V93H187ZM5 95V94H4ZM6 95H8L7 93H6ZM82 95V94H81ZM92 95V94H91ZM98 95V94H97ZM190 95H191V93H190ZM10 97H11V95H9ZM86 97V95H82V97H81V100L83 99V98H85ZM88 96V95H87ZM106 96V95H105ZM115 96V95H114ZM113 96V97H114ZM192 96V95H191ZM202 96V95H201ZM3 97H6V96H3ZM8 97V96H7ZM9 97V98H10ZM78 97H79V95H78ZM92 97V96H91ZM90 97V98H91ZM111 97V96H110ZM186 97V96H185ZM224 97V96H223ZM112 98V97H111ZM203 98V97H202ZM14 99V98H13ZM87 99V98H86ZM85 99V100H86ZM89 99V98H88ZM92 99H94L93 97H92ZM7 101H9L8 99H6ZM5 100V101H6ZM10 100H12V98H10ZM90 100V99H89ZM107 100V99H106ZM108 100H110V99H108ZM222 100V99H221ZM6 101V102H7ZM94 101V100H93ZM0 102H1V99H0ZM86 102H87V100H86ZM85 102V104H88V102L86 103ZM222 102H223V100H222ZM2 103V102H1ZM9 103V102H8ZM106 103V102H105ZM2 104H4L5 105V107H6V104L5 103H2ZM10 104V103H9ZM8 104V105H9ZM12 104V103H11ZM23 104V103H22ZM183 104V103H182ZM18 105H21V104H18ZM29 105V104H28ZM109 105V104H108ZM108 105H106V107L108 106ZM122 105H124V104H121V106ZM17 105H15V107H16ZM30 106V105H29ZM86 106V105H85ZM102 106H105V105H102ZM223 106V105H222ZM1 107V106H0ZM11 107H12V105H11ZM18 107V109H19V106H17ZM17 107H16V109H17ZM21 107V106H20ZM23 107V106H22ZM26 107H28V106H26ZM99 106H97V108H98ZM206 107V106H205ZM7 108V107H6ZM13 108V107H12ZM31 108V107H30ZM96 108V107H95ZM96 108V109H97ZM3 109H4V107H3ZM21 109H23V108H21ZM25 109V108H24ZM23 109V110H24ZM29 109V108H28ZM27 109V110H28ZM101 109V108H100ZM104 109V108H103ZM224 109V108H223ZM1 110H2V108H1ZM0 110V111H1ZM9 110H11V109H9ZM13 110V109H12ZM20 110V109H19ZM30 110V109H29ZM35 110V109H34ZM98 110V109H97ZM120 110V109H119ZM118 109H117V111H119ZM99 111V110H98ZM102 111V110H101ZM104 111V110H103ZM121 111V110H120ZM16 112V111H15ZM31 112V111H30ZM122 112V111H121ZM13 113V112H12ZM27 113H29V112H27ZM33 113V112H32ZM98 113H100V112H98ZM117 113V112H116ZM119 113V112H118ZM30 114V113H29ZM122 114H125V113H122ZM121 114V115H122ZM224 116V115H223ZM3 119V118H2ZM225 119V118H224ZM1 120V119H0ZM14 120V119H13ZM13 120H7V119H5V121H13ZM22 120V119H21ZM17 121H19V120H17ZM25 122H28L27 120L25 121ZM38 122V121H37ZM41 122V121H40ZM224 122V121H223ZM44 123V122H43ZM62 123V122H61ZM225 123V122H224ZM79 125H80V123H79ZM97 125V124H96ZM98 126V125H97ZM106 126V125H105ZM104 126V127H105ZM108 126H110V125H108ZM116 126H118V125H116ZM120 126V125H119ZM118 126V127H119ZM0 127H5V128H8V129H15V128H23V127H9V126H0ZM132 127H134V126H132ZM152 128V127H151ZM154 128V127H153ZM25 129H28V128H25ZM30 129V128H29ZM36 129H42V128H36ZM155 129V128H154ZM23 130V129H22ZM44 130V129H43ZM185 130V129H184ZM206 130V129H205ZM224 130V129H223ZM227 130V129H226ZM75 131H78V130H75ZM209 131V130H208ZM222 131V130H221ZM83 132H87V131H83ZM89 132H91V131H89ZM88 132V133H89ZM205 132V131H204ZM207 132V131H206ZM82 133V132H81ZM219 133H224V134H232V135H236V134H240V133H235V132H231L230 130L229 131H223V132H219ZM263 133V132H262ZM118 134H122V133H118ZM253 134V133H252ZM242 135H245V134H242ZM255 135H259V134H255ZM255 135H252V136H255ZM156 136H159V135H156ZM169 137V136H168ZM181 137H183V136H181ZM177 138H179V137H177ZM190 139H199V138H201V137H199V138H194V137H189ZM180 140H181V138H179ZM202 139V138H201ZM203 139H207V140H210V141H222V142H228V143H233V144H236V143H238V142H240L241 140H239V139H236V140H228V139H212V138H203ZM198 142V141H197ZM257 142H261V143H264V142H262V141H251L250 143H257ZM212 145V144H211ZM212 147V146H211ZM186 148V147H185ZM169 151V150H168ZM182 151H184L183 149L181 150V151H177V152H173V154H175L176 155V157H174L172 160H170L169 162H168V160L170 159H168V160H166V161H164L163 160V163H164V165H163V167L161 168V169H159L154 175H152V176H149L147 179H145V181L146 182H151L152 183V187L149 189V190H146V191H143V190H140V191H135V192H127L126 194H124V196L127 198L128 197V199L125 201V203H122V202H119V203H117L118 202V199L120 200L121 198H118V199H116V201H114V203L113 202H110L109 203V201L110 200H112V199H114V198H111V199H109V201H107L108 203H109V205H107V208L105 209L106 211H105V215H104V217H101L102 219H103V221H104V223L106 224V225H110V224H112V222H113V224L114 225H116V227L118 226V227H120L122 230H125L124 231V233L126 232V231H128V229L129 228H131L132 226H134L133 225V223L134 224H136V226H138V228L140 227H142L141 229H142V231H144V233H146V230H150V228H152L153 227V229L155 230V226L156 225H158L157 223H159V217L165 212V211H168V208L170 209L171 208V206L170 205H172L173 203H176L177 201H180L182 198H177V197H171V196H166V191H163V187H161V186H159L158 185V183L156 182L157 181V177L159 176V177H163L164 175H168V176H170V177H173V178H177V176H175L174 175V173H176L177 171H178V173H179V176L181 177L182 176V172H181V169H180V167L178 166V168L177 169H175V168H173V164H172V161H174V160H176V159H178V157L180 158L181 156V154H179V153H181ZM186 152L187 153H190V151H187L186 150ZM176 158V159H175ZM37 163L38 164H40L41 166H43V167H46L45 168V173H46V178L47 177H49L50 178V180H51V182H52V185H53V183H54V185L56 186V185H63V186H66L65 184H66V181H67V168L65 167V166H63L64 164H63V161L60 159V157L58 156V154H56V153H52V155H50L48 158H45V159H43V158H41V159H37ZM132 174V173H131ZM134 174V173H133ZM133 177L134 178H137V177H139V175L138 174H134L133 175ZM146 177V176H145ZM48 178V179H49ZM83 178H82V175L78 172V169H76L75 170V172H74V175L72 176V182H71V185L73 186V190H72V193H71V197H72V203H75V204H73V205H75V207L73 208L74 210H75V208H76V210H77V212L75 213V214H72L71 213V215H73V216H71V219H70V226H71V230H70V232H69V234L68 233H65L64 232V230L66 229V228H64L63 230H62V228H63V226L67 223H63V224H58V226H57V224H55L54 223V225H50L51 227H49L48 226V224L47 225H45V227H47V228H52L54 231L59 227V225H61V227L60 228H58V229H60L59 230V232H57V234H56V237H55V239L53 238V240L52 241H50V243L48 244H43V245H40L39 243V245L40 246H38V248H39V250L40 251H43V253L41 254V253H39V254H41L40 255V257H41V259H43L41 262L43 263V261L45 260V261H47V260H51L50 258L53 256V252H55L54 251V249L52 248V247H55V249H56V247L57 246H61V247H63V246H65L67 243H73L74 242V240H76V239H78V240H82L84 243H83V245L81 244V250L83 249V246H86V245H90L92 242H94L95 240L94 239H92V238H96V237H98V235H100V233L102 232V231H97V234H96V231L94 230V232H92V233H90V232H88L89 230L87 229H85L86 227H88V228H93L94 226H96V225H98V223H96V221H95V217H93V219L92 220H90V216H89V213H88V211H89V207H88V205L90 204L89 203V195L87 194V193H83L84 192V190H85V188H86V186H87V183H84L83 182V180H82ZM34 183V182H33ZM33 183H31V182H27V181H22V180H19V182L16 184V186H6V188H7V190H8V194H6V195H10V197L12 196L15 200H18V202L19 203H21L20 205L22 206V207H24V208H26L29 212H31V213H42L43 215H45L46 216V213H50L51 211H54L52 208L50 209L49 208V206H51L52 205V203H53V201L51 200V195H50V192L47 190V189H42L41 190V186H39V184L37 185V186H34L33 185ZM41 184V183H40ZM188 184V182L185 180V179H183L182 181H181V183L178 185H176L175 184V189L174 190H179V189H182L183 187H185L186 185ZM43 187H44V185H42ZM5 187V186H4ZM148 188H149V184H148ZM5 189V188H4ZM6 190V191H7ZM6 191H4V192H6ZM11 197V198H12ZM180 199V200H179ZM183 201V200H182ZM117 204H116V203ZM122 203V204H121ZM120 205V206H119ZM128 206H135L136 207V212H137V216H136V218H131L130 216L128 217V219L127 218H125V216H122V215H120V216H117V215H119V214H121V213H124V212H126V208L128 207ZM64 207V206H63ZM23 208V209H24ZM57 208V207H56ZM55 208V209H56ZM117 210L116 212H115V209ZM122 208H125V210H124V212H123V209ZM164 208V209H163ZM66 209V211H67V208H65ZM26 210V211H27ZM75 210V211H76ZM0 211H3L1 208H0ZM186 211V210H185ZM185 211H184V214H185ZM55 212V211H54ZM2 213H4V212H2ZM66 213V212H65ZM73 213H74V211H73ZM166 213V212H165ZM51 214L53 215V213L51 212ZM111 214H113V218H112V220L110 219V221L109 220H107V218L109 217V215H111ZM115 214V215H114ZM182 215H183V212L181 213ZM0 215H1V213H0ZM3 215H5V214H3ZM29 215V214H28ZM124 215H126V214H124ZM167 215V214H166ZM37 216V215H36ZM55 216V215H54ZM56 216H57V214H56ZM66 216V215H65ZM69 216V215H68ZM163 216V215H162ZM161 216V217H162ZM170 216H172L173 217V215H169L168 217H170ZM30 217V216H29ZM40 217V216H39ZM61 218H62V216H60ZM60 217H58V218H60ZM70 217V216H69ZM166 217V216H165ZM164 217V218H165ZM167 217V218H168ZM177 217H178V215H177ZM176 217V218H177ZM185 217V216H184ZM183 217V220L185 219ZM188 217V216H187ZM49 218H50V216H49ZM54 218V217H53ZM164 218H162L163 220H164ZM167 218H165V219H167ZM182 218V217H181ZM180 218V219H181ZM66 219H68V218H66ZM66 219H63V220H61V221H65ZM170 219H171V217H170ZM174 219V218H173ZM178 219V218H177ZM46 221V219L44 218L43 219V221ZM60 220V219H59ZM58 220V221H59ZM82 220H84L85 221V223H83V221ZM186 220V219H185ZM94 221V222H93ZM179 221V220H178ZM39 222H42V221H39ZM161 222V221H160ZM165 222H166V220L164 221V224H165ZM171 222V221H170ZM187 222V221H186ZM185 222V223H186ZM45 223V222H44ZM69 223V222H68ZM167 223L169 224V222L167 221ZM171 223H173V220H172V222ZM171 223H170V228H172L171 227ZM181 223H182V221H181ZM181 223H180V225H181ZM189 223V222H188ZM0 224H3L4 225V223H1V221H0ZM41 224V223H40ZM159 224H162V223H159ZM174 224H175V221H174ZM176 224H178V223H176ZM2 225V227H4ZM184 225V224H183ZM186 226V228H187V224H185ZM1 226V225H0ZM83 226V227H82ZM161 226V225H160ZM167 227H169L168 225H166ZM189 226V225H188ZM64 227H66V225L64 226ZM69 227V226H68ZM108 227V226H107ZM111 227V226H110ZM115 227V226H114ZM115 227V228H116ZM163 227V226H162ZM182 227V229H183V226H181ZM1 228V227H0ZM113 228V227H112ZM115 228H113L112 230L114 231V229ZM165 228V227H164ZM174 228V227H173ZM172 228V229H173ZM108 229V228H107ZM159 230L161 229V227H159L158 228ZM175 229V228H174ZM173 229V230H174ZM185 229V228H184ZM183 229V230H184ZM188 229V228H187ZM91 231H93L92 229H90ZM109 230V229H108ZM116 230V229H115ZM152 230V229H151ZM158 230V231H159ZM5 230H3L2 229V233H1V229H0V233L1 234H3L4 235V232ZM65 233V235L66 234H68V235H66V237H65V235H63L64 233ZM67 231V230H66ZM157 231V230H156ZM162 231V230H161ZM165 231L166 230H164V234H165ZM185 231V230H184ZM4 232V233H3ZM116 232H118V230H116ZM121 232V231H120ZM150 232V231H149ZM153 232V231H152ZM166 232H168V231H166ZM170 232V231H169ZM169 232H168V235H169ZM183 232V231H182ZM112 233V232H111ZM119 233V232H118ZM117 233V234H118ZM122 233V232H121ZM155 233V232H154ZM174 233V232H173ZM1 234H0V237H2L1 236ZM50 234V233H49ZM85 234H87V235H85ZM91 234V235H90ZM103 234V233H102ZM108 234V233H107ZM120 234V233H119ZM142 234H143V232H142ZM159 234V233H158ZM183 234V233H182ZM186 234H189V233H186ZM44 236H45V233L43 234ZM51 235V234H50ZM84 235L86 236L85 238H84ZM113 235V234H112ZM151 235V234H150ZM153 235H155L156 236V233L155 234H153ZM163 235V234H162ZM162 235H161V237H162ZM178 235V234H177ZM190 235V234H189ZM102 236V235H101ZM117 236V235H116ZM138 236V235H137ZM143 236H145L144 234H143ZM154 236V238H156ZM158 236V235H157ZM167 236V235H166ZM172 236V235H171ZM186 236V235H185ZM190 236H192V235H190ZM83 237V238H82ZM135 237V235L133 234V240L135 239L134 238ZM148 237H150V236H148ZM176 237V236H175ZM177 237H179V236H177ZM176 237V241H177V238ZM180 237H183L182 235H180ZM195 237V236H194ZM82 238V239H81ZM138 238V237H137ZM141 238H142V236H141ZM164 238H165V240H166V237L164 236ZM187 238V237H186ZM192 238V237H191ZM2 238H0V241L2 242V240H1ZM146 239V238H145ZM150 239V238H149ZM148 239V240H149ZM169 239V238H168ZM171 239V238H170ZM169 239V240H170ZM173 239V238H172ZM182 239V238H181ZM135 240H137V239H135ZM134 240V241H135ZM142 240V239H141ZM147 240V239H146ZM145 240V242H147ZM180 240V239H179ZM183 240V239H182ZM188 240V239H187ZM191 240V239H190ZM194 240V239H193ZM133 241V242H134ZM144 241V240H143ZM153 241H154V239H153ZM157 241V240H156ZM175 241V240H174ZM199 241V240H198ZM0 242V243H1ZM81 242V241H80ZM137 242V241H136ZM149 242V241H148ZM159 242V241H158ZM178 242V241H177ZM185 242H187V241H185ZM196 242V241H195ZM96 243V242H95ZM154 243V242H153ZM174 243V242H173ZM178 243H180V242H178ZM197 243V242H196ZM3 246H4V243L2 242L1 243ZM1 244H0V246H1ZM85 244V245H84ZM144 244V243H143ZM146 244V243H145ZM149 244H150V242H149ZM195 244V243H194ZM47 245V246H46ZM68 245V244H67ZM66 245V246H67ZM77 245V244H76ZM93 245H94V243H93ZM92 244H91V246L92 247H94ZM130 245V244H129ZM153 245V244H152ZM180 245H181V243H180ZM185 245V244H184ZM197 245V244H196ZM208 245V244H207ZM69 246H70V244H69ZM91 246L90 247H88V246H86L85 248H87V249H89L90 248V250H88L90 253L93 251V250H91ZM131 246H133V245H131ZM147 246V245H146ZM176 247H178L179 245H175ZM183 246V245H182ZM181 246V247H182ZM203 246H205V245H203ZM2 247V246H1ZM6 247V246H5ZM80 247V246H79ZM120 247V246H119ZM118 247V249H120ZM148 247V246H147ZM150 247V246H149ZM156 247V246H155ZM160 247V246H159ZM180 247V246H179ZM180 247V248H181ZM192 247H194V246H192ZM191 247V248H192ZM209 247V246H208ZM13 248H14V246H13ZM12 248V249H13ZM38 248H37V250H38ZM68 248H70V247H68ZM72 248V247H71ZM84 248V249H85ZM96 248V247H95ZM117 248V247H116ZM122 248V247H121ZM124 248V247H123ZM123 248H122V250H123ZM127 248V247H126ZM140 250H144L146 247H142V246H140ZM142 248H144V249H142ZM185 246H184V249H181V250H183V252L185 251ZM196 248V247H195ZM198 248V247H197ZM3 249H4V247H3ZM2 249V250H3ZM5 249H7V248H5ZM9 249V248H8ZM11 249V250H12ZM16 249V248H15ZM92 249H94V248H92ZM134 251H137L138 249L137 248H135L134 247ZM137 249V250H136ZM188 249V248H187ZM11 250H7L6 251V253H9V256H11V254H10V252H8V251H11ZM96 250V249H95ZM95 250L93 251V253L95 254L96 252H95ZM111 250V249H110ZM127 249H125L124 251H126ZM132 250H133V248H132ZM150 250V249H149ZM180 250V249H179ZM190 250V249H189ZM193 250H195V249H193ZM201 250V249H200ZM3 251H5V250H3ZM1 252L0 251V253H1V255L4 253V252ZM13 251H15V250H13ZM78 252H79V250H77ZM97 251H100V250H97ZM174 251V250H173ZM196 251V250H195ZM18 252H19V250H18ZM21 252V251H20ZM81 252V251H80ZM80 252L78 253V254H80ZM114 252V251H113ZM117 252V251H116ZM122 252V251H121ZM121 252H120V254H121ZM168 252V251H167ZM182 251H181V253H183ZM188 253V251H185L184 253ZM197 252V251H196ZM11 253H12V251H11ZM13 253H16V252H13ZM24 253V252H23ZM28 253H30V252H28ZM33 253V252H32ZM88 253V252H87ZM93 253H91V254H93ZM101 253V252H100ZM118 253V252H117ZM139 253V252H138ZM147 253V252H146ZM163 253V252H162ZM170 253V252H169ZM186 253V254H187ZM191 253V252H190ZM189 253V254H190ZM17 254V253H16ZM77 254V255H78ZM103 254V253H102ZM135 254H137L136 252H135ZM140 254H142V253H140ZM144 254V253H143ZM178 254H180V252L178 253ZM177 254V252H176V255H178ZM192 254V253H191ZM195 254V253H194ZM193 254V255H194ZM1 255H0V257H1ZM5 255V254H4ZM23 255V254H22ZM25 255V254H24ZM30 255V254H29ZM119 255V254H118ZM171 255V254H170ZM181 255H183V254H181ZM201 255V254H200ZM15 256V255H14ZM17 256V255H16ZM27 256V255H26ZM26 256H23V258H26ZM31 256H32V254H31ZM30 256V257H31ZM36 256V255H35ZM38 256V255H37ZM87 256H89V255H87ZM87 256H85V258L87 257ZM93 255H91V257H92ZM104 256V255H103ZM103 256H101V255H98V256H96L95 257V259L93 258V259H91V258H89L88 260H86V259H83V263H79V261L78 260H75L74 261V263L75 264H106V261L107 260H109V259H107V257H103ZM120 256V255H119ZM127 256V255H126ZM142 256V255H141ZM147 256V255H146ZM150 256V255H149ZM162 256V255H161ZM163 256H165V254L163 255ZM169 256V255H168ZM180 256V255H179ZM184 256V255H183ZM192 256V255H191ZM203 256H204V254H203ZM2 257H3V255H2ZM8 257V256H7ZM40 257H38V259L40 258ZM55 257V256H54ZM171 257V256H170ZM181 257V256H180ZM195 257H197V256H195ZM5 258H6V255H5ZM16 258V257H15ZM20 258V257H19ZM83 258V257H82ZM147 258V257H146ZM177 258H178V256H177ZM187 258H188V256H187ZM190 259H191V257H189ZM11 260H12V257L10 258ZM14 259V258H13ZM27 259V258H26ZM30 259V258H29ZM31 259H33V258H31ZM30 259V260H31ZM37 258H35V260H36ZM141 259H144V258H141ZM175 259V258H174ZM189 259V262H193L194 260L192 259V260H190ZM194 259H196V258H194ZM28 260V259H27ZM152 260V259H151ZM160 260V259H159ZM180 260H183V259H180ZM186 260V259H185ZM196 260H198V259H196ZM196 260H195V263H196ZM14 261H17V260H14ZM19 261V260H18ZM52 261V260H51ZM82 261V260H81ZM92 261V262H91ZM148 261H149V258H148ZM199 261V260H198ZM206 261V260H205ZM204 261V262H205ZM8 262H10L9 261V259H8ZM13 262V261H12ZM31 262H34L33 260H31ZM31 262L29 263V262H25L24 264H27V263H29V264H31ZM35 262H37V261H35ZM146 262H147V260H146ZM151 262V261H150ZM173 262V261H172ZM189 262H188V264H189ZM201 262V261H200ZM15 263V262H14ZM19 263V262H18ZM17 262L15 263V264H18ZM46 263V262H45ZM115 263V262H114ZM160 263V262H159ZM185 263H187V260H186V262ZM184 263V264H185ZM195 263H193V264H195ZM11 264V263H10ZM13 264V263H12ZM36 264V263H35ZM116 264H118V263H116ZM164 264V263H163ZM169 264V263H168ZM183 264V263H182ZM192 264V263H191ZM196 264H198V263H196Z\"/></svg>",
    "mask_w": 264,
    "mask_h": 264
},
{
    "label": "water",
    "instance_id": "3",
    "mask_svg": "<svg viewBox=\"0 0 264 264\" xmlns=\"http://www.w3.org/2000/svg\"><path fill=\"white\" fill-rule=\"evenodd\" d=\"M0 126H9V127H23V128H42L46 130H78V131H93V132H112V133H131V134H140V135H165V136H174V137H194V138H212V139H228V140H236L239 139L241 141H262L264 142V136L261 135H242V134H224V133H208V132H190V131H173V130H157V129H138V128H130V127H112V126H94V125H79V124H61V123H43V122H25V121H5L0 120Z\"/></svg>",
    "mask_w": 264,
    "mask_h": 264
},
{
    "label": "crops",
    "instance_id": "4",
    "mask_svg": "<svg viewBox=\"0 0 264 264\" xmlns=\"http://www.w3.org/2000/svg\"><path fill=\"white\" fill-rule=\"evenodd\" d=\"M253 176L256 179H254L253 181L251 180L252 184L250 183V186L257 188L261 192L262 195L258 198L262 199L264 206V167L258 168L257 171L254 172ZM254 220H256V218H254Z\"/></svg>",
    "mask_w": 264,
    "mask_h": 264
}]
</instances>
